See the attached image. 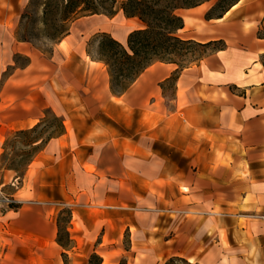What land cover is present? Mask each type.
I'll list each match as a JSON object with an SVG mask.
<instances>
[{
  "label": "crops",
  "instance_id": "0c3cea01",
  "mask_svg": "<svg viewBox=\"0 0 264 264\" xmlns=\"http://www.w3.org/2000/svg\"><path fill=\"white\" fill-rule=\"evenodd\" d=\"M9 2L0 0V12ZM205 23L192 40L226 47L178 72L173 107L166 101L174 64L151 66L124 95L109 86L110 98H96L115 110L124 99L138 133L114 136L102 121L76 114L71 106L87 105L84 98L47 100L44 111L61 117L66 131L33 159L15 197L58 186L85 202L91 184L104 204L95 217L111 222V235L121 232L115 217L128 202L127 264H264V0H241ZM142 28L138 20L134 30ZM41 118L0 127V153L12 132ZM0 179L12 183L15 173L0 169Z\"/></svg>",
  "mask_w": 264,
  "mask_h": 264
},
{
  "label": "rangeland",
  "instance_id": "374dc122",
  "mask_svg": "<svg viewBox=\"0 0 264 264\" xmlns=\"http://www.w3.org/2000/svg\"><path fill=\"white\" fill-rule=\"evenodd\" d=\"M41 1L10 0V7L2 8L0 12V20L6 22L0 27V127L4 124L18 126L37 115L43 118L46 111L43 105L51 98L56 101L57 97L84 98L87 105L75 101L71 106L76 114H88L89 122L102 121L114 136L126 137L138 133L140 125L137 116L134 120L133 114L128 115L124 99L119 101L116 110L109 104L101 107L97 103L96 98H110V75L106 67L93 61L98 58V34L107 33L126 45L139 19L129 20L122 11L114 17H84L72 25L70 36L59 46L58 42L50 39L54 30L42 22ZM217 2L213 0L196 9L180 11V15L186 19V29L180 31L179 35L184 39L201 37L206 28V16L217 17L224 10L222 7L212 10ZM200 9L203 10L198 12ZM219 47L220 43L209 48L195 46L192 53L179 59V64L185 67L197 65ZM54 83L57 91L52 87ZM173 85V82L168 85L166 102L170 107L174 106L171 98ZM67 125L70 123L67 122ZM57 126V121L49 114L33 137H47ZM15 132L7 139L13 137ZM25 149L24 141L9 144L0 153V169H4L3 165L24 166L26 157L19 156L30 151ZM88 171L93 172L95 168L88 166ZM20 187L22 181L17 179L16 173L12 183L0 179L2 264H91L94 253L105 257L106 264H127L126 256L130 255L125 251L129 249L131 241V234L125 228L130 215L128 202H121V210L117 211L119 215L115 217L121 225V232H113L112 237L107 229L111 222L102 216L99 220L95 217L103 214L104 204L100 200L101 192L95 191L91 184L89 191L82 195L85 202L81 199L77 201L75 194L72 200L58 186H45L40 196L33 195L30 188L27 195L15 197ZM6 198L17 201L12 204L13 208L5 201ZM59 225L63 242L69 243L67 228L73 240L74 248L69 251L57 242ZM73 227L75 229L71 231L69 228ZM111 240L112 246L109 245Z\"/></svg>",
  "mask_w": 264,
  "mask_h": 264
},
{
  "label": "trees",
  "instance_id": "16d2710c",
  "mask_svg": "<svg viewBox=\"0 0 264 264\" xmlns=\"http://www.w3.org/2000/svg\"><path fill=\"white\" fill-rule=\"evenodd\" d=\"M37 1L39 0H33V3ZM211 1L213 0H43L40 6L43 8V24L54 30L50 39L59 44L70 35L72 25L87 16L114 17L122 11L127 18L139 19L142 22L143 28L132 31L126 45L107 33H100L97 36L98 58L94 60L106 66L110 75L111 92L121 96L129 91L148 68L157 63L178 66L176 75L171 78L174 82L179 71L191 67L181 66L179 59L192 53L195 46L209 48L220 43L221 47L214 52L226 47L222 40L200 43L192 39H184L179 35V32L185 28V20L179 12L195 9ZM239 1L241 0H218L212 10L222 7L223 12L217 17L208 14L206 19L222 18ZM89 56H91L90 53ZM49 114L58 123L56 130L47 137L42 135L33 137ZM65 131L63 119L47 109L44 117L35 127L16 131L13 137L7 139L3 147L6 150L12 142L24 141L25 148L30 149L19 156L26 157L25 165H3V168L15 172L17 179L22 181L33 159L45 149L51 140L60 137ZM10 208H13V205H10ZM66 235L69 240L68 244L62 240V228L59 225L57 242L64 250L69 251L74 247L68 228ZM90 263L102 264L103 259L94 253Z\"/></svg>",
  "mask_w": 264,
  "mask_h": 264
},
{
  "label": "built area",
  "instance_id": "2783aa9c",
  "mask_svg": "<svg viewBox=\"0 0 264 264\" xmlns=\"http://www.w3.org/2000/svg\"><path fill=\"white\" fill-rule=\"evenodd\" d=\"M5 201L8 203V205H12V204H16L17 203V201L15 199H13V198H6ZM0 264H2L1 258H0Z\"/></svg>",
  "mask_w": 264,
  "mask_h": 264
},
{
  "label": "bare ground",
  "instance_id": "6f19581e",
  "mask_svg": "<svg viewBox=\"0 0 264 264\" xmlns=\"http://www.w3.org/2000/svg\"><path fill=\"white\" fill-rule=\"evenodd\" d=\"M203 9H200L198 12H201ZM184 18V17H183ZM186 20V19H185ZM64 44V41L62 42V45Z\"/></svg>",
  "mask_w": 264,
  "mask_h": 264
}]
</instances>
